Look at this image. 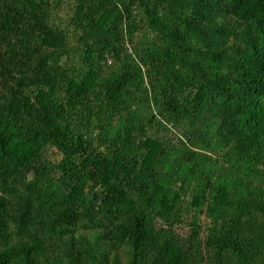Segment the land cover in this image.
<instances>
[{
  "label": "trees",
  "instance_id": "1",
  "mask_svg": "<svg viewBox=\"0 0 264 264\" xmlns=\"http://www.w3.org/2000/svg\"><path fill=\"white\" fill-rule=\"evenodd\" d=\"M0 264H264V0H0Z\"/></svg>",
  "mask_w": 264,
  "mask_h": 264
}]
</instances>
